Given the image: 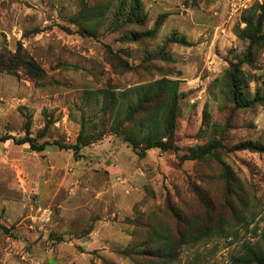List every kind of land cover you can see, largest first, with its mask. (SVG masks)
Returning a JSON list of instances; mask_svg holds the SVG:
<instances>
[{"label": "rangeland", "instance_id": "obj_1", "mask_svg": "<svg viewBox=\"0 0 264 264\" xmlns=\"http://www.w3.org/2000/svg\"><path fill=\"white\" fill-rule=\"evenodd\" d=\"M139 1L137 26L132 0H0V51L20 44L45 71L0 73V137L23 139L27 122L37 144L105 132L76 153L0 142V264H246L247 249L264 251V155L236 150L264 143V108L235 109L226 86L240 65L248 96L264 91V46L247 62L237 36L264 0ZM162 78L179 81L177 151L141 159L106 130L105 97L116 94L120 121ZM213 141L214 158L179 161ZM166 237L172 252L156 258Z\"/></svg>", "mask_w": 264, "mask_h": 264}, {"label": "trees", "instance_id": "obj_2", "mask_svg": "<svg viewBox=\"0 0 264 264\" xmlns=\"http://www.w3.org/2000/svg\"><path fill=\"white\" fill-rule=\"evenodd\" d=\"M128 22H133L135 25H140L144 22L145 16L142 15V4L139 0H132L129 6ZM246 15L241 18V23L244 28L239 31L238 38L248 42V47L245 52V61L251 62L254 59V52L262 46H264V5L256 4L255 6L247 10ZM158 24L155 28L146 33V36L153 37ZM140 34L137 32H131L130 40L132 42H138ZM168 42L179 43L184 45L185 41L178 39H169ZM122 68L129 69V65L116 57ZM233 70L226 78V86L228 89V98L234 105L235 109H249L254 106H261L264 108V91L257 87L252 96H248L247 92L242 87L243 73H241V67L233 66ZM24 72L32 81L40 80L45 77L44 69L31 58L26 50L19 44L15 53L8 51H0V73L9 74L18 77L20 72ZM257 79L255 82L258 84ZM179 81H173L166 78L146 84L144 87H133L126 92L133 93L140 89H146L143 94L137 97L136 101L130 105L123 119L115 121L117 116V107L119 105L116 94L111 92L107 93L105 97L104 107L102 109V115L108 123V132L114 135L123 136L124 142L132 148V151L139 158L143 159L147 152L150 150H159L161 153H167L170 151L176 152L177 147L175 145V132L177 128V119L180 112L179 100L181 94L179 92ZM140 88V89H138ZM105 123V124H106ZM147 129V132L143 131V128ZM46 128V127H45ZM25 137L23 139H14L12 137H0V142H7L13 140L17 145H27L31 151L36 153L43 152L47 146L56 145L61 150H71L74 153L79 151L82 147L88 146L98 140L105 134V132L99 135H87L85 127L82 125L80 133L77 137L76 143L71 146H66L58 143L50 144L43 142L37 144L35 139L31 137L30 123L25 124ZM44 132V131H43ZM43 134V133H42ZM221 148V143L213 141L205 147H196L192 149L191 153L179 157L180 162L184 161H197L204 162L208 156L214 158V152ZM237 151H250L252 153H258L264 155V143H243L236 147ZM219 166H221L222 178L229 187L232 186L233 178L227 165L215 160ZM166 236V235H165ZM161 238V237H160ZM174 240L166 237L163 239L161 246L155 248L156 258H166V253L170 256L173 248ZM246 264H264V251L249 248L245 254ZM167 261L156 262L157 264H165Z\"/></svg>", "mask_w": 264, "mask_h": 264}]
</instances>
